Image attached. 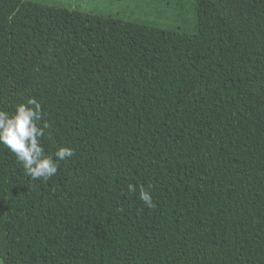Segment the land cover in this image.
Instances as JSON below:
<instances>
[{"label": "trees", "instance_id": "16d2710c", "mask_svg": "<svg viewBox=\"0 0 264 264\" xmlns=\"http://www.w3.org/2000/svg\"><path fill=\"white\" fill-rule=\"evenodd\" d=\"M189 7L190 33L0 0L7 111L36 98L74 151L45 182L0 145L2 264H264V0Z\"/></svg>", "mask_w": 264, "mask_h": 264}, {"label": "clouds", "instance_id": "9594fccd", "mask_svg": "<svg viewBox=\"0 0 264 264\" xmlns=\"http://www.w3.org/2000/svg\"><path fill=\"white\" fill-rule=\"evenodd\" d=\"M42 119V105L34 97L17 103L12 112L0 109V145L14 154L27 177L46 182L58 172L61 161L74 156V151L71 147L61 146L54 154H46L41 139L48 124L44 122L41 126ZM151 187L149 185L148 189ZM148 189L141 186L138 198L151 209L156 205ZM128 190L136 192L137 188L130 183Z\"/></svg>", "mask_w": 264, "mask_h": 264}, {"label": "rangeland", "instance_id": "374dc122", "mask_svg": "<svg viewBox=\"0 0 264 264\" xmlns=\"http://www.w3.org/2000/svg\"><path fill=\"white\" fill-rule=\"evenodd\" d=\"M49 5L68 6L123 20L155 22L164 29L193 32L189 0H35ZM8 108V99L0 94V109ZM0 264L2 261L0 259Z\"/></svg>", "mask_w": 264, "mask_h": 264}]
</instances>
